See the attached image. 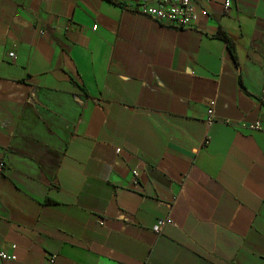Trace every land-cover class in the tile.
Segmentation results:
<instances>
[{"label": "crops", "instance_id": "0c3cea01", "mask_svg": "<svg viewBox=\"0 0 264 264\" xmlns=\"http://www.w3.org/2000/svg\"><path fill=\"white\" fill-rule=\"evenodd\" d=\"M208 1L0 0V264H264V0Z\"/></svg>", "mask_w": 264, "mask_h": 264}, {"label": "built area", "instance_id": "2783aa9c", "mask_svg": "<svg viewBox=\"0 0 264 264\" xmlns=\"http://www.w3.org/2000/svg\"><path fill=\"white\" fill-rule=\"evenodd\" d=\"M208 0H141L138 5L139 13L150 17L151 19L159 22L160 24L177 29L191 28L194 26L197 20L196 8L200 3H208ZM225 12H229L231 8V1L226 0L224 3ZM12 58H15V53H10ZM261 102L264 106V90L261 94ZM216 102L210 103L208 111V124L213 125L218 122L215 116ZM226 124H231L238 129H245L251 132L264 133V120H258L251 123H234L230 120L225 121ZM208 140L206 141V144ZM6 169V163L0 162V176L4 174ZM138 172L133 173L134 181L138 183ZM165 222L161 221L160 225H164ZM0 258L3 260H16L15 255H8L5 252H0ZM57 255L49 254L47 257L48 264H55Z\"/></svg>", "mask_w": 264, "mask_h": 264}, {"label": "trees", "instance_id": "16d2710c", "mask_svg": "<svg viewBox=\"0 0 264 264\" xmlns=\"http://www.w3.org/2000/svg\"><path fill=\"white\" fill-rule=\"evenodd\" d=\"M222 38L227 42L229 48L232 50L233 54L235 55V53H234V45H233L232 41L225 34L222 35Z\"/></svg>", "mask_w": 264, "mask_h": 264}]
</instances>
